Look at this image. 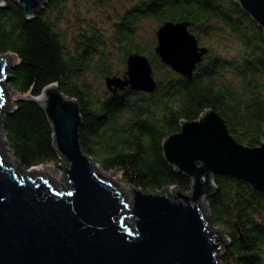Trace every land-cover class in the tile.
<instances>
[{
    "label": "trees",
    "instance_id": "1",
    "mask_svg": "<svg viewBox=\"0 0 264 264\" xmlns=\"http://www.w3.org/2000/svg\"><path fill=\"white\" fill-rule=\"evenodd\" d=\"M77 1L47 0L32 19L12 0H3L0 8V56L15 60L6 87L16 96L2 131L22 171L59 168L62 162L46 115L29 100L52 84L78 104L83 152L103 172L118 174L125 186L142 192L158 194L172 187L190 192L191 180L166 163L162 144L182 122L196 121L209 110L236 143L260 144L264 34L235 0H119L120 10L110 0H93L108 9L107 31L87 21L70 39L61 25L68 21L67 4ZM144 21H152L155 33L163 23L187 22L198 44L215 41L223 49L203 47L207 54L187 80L161 63L156 40L148 46L139 38ZM114 49L122 54L119 66L112 63ZM134 53L149 61L154 93L129 88L111 93L105 80L123 78L126 59ZM213 182L205 204L212 227L227 239L219 263L264 264V194L228 176L216 175Z\"/></svg>",
    "mask_w": 264,
    "mask_h": 264
},
{
    "label": "water",
    "instance_id": "2",
    "mask_svg": "<svg viewBox=\"0 0 264 264\" xmlns=\"http://www.w3.org/2000/svg\"><path fill=\"white\" fill-rule=\"evenodd\" d=\"M47 0H12L32 19ZM264 34V0H235ZM3 4V3H2ZM189 23H163L155 33V54L172 72L190 80L207 50L198 46ZM8 55L0 56V121L6 114ZM123 78H107L111 93L129 88L152 94L156 89L146 57L128 55ZM46 115L67 189L56 190L46 175L9 168L0 155V264H220L227 239L204 217L214 191L213 177L241 181L264 194V130L257 147L236 143L212 110L182 122L162 144L166 163L191 180L182 193L150 194L130 187V203L100 178L85 154L78 132L77 102L56 84L30 98ZM62 188V187H61ZM130 221L131 223H128ZM219 234H218V233Z\"/></svg>",
    "mask_w": 264,
    "mask_h": 264
},
{
    "label": "rangeland",
    "instance_id": "3",
    "mask_svg": "<svg viewBox=\"0 0 264 264\" xmlns=\"http://www.w3.org/2000/svg\"><path fill=\"white\" fill-rule=\"evenodd\" d=\"M111 1L115 2L112 3ZM107 2V1H106ZM109 2V1H108ZM3 0H0V8L2 7ZM110 3L115 8L114 10H120L121 4L119 0H110ZM108 9H102L98 7L95 3H93V0H78L76 3H68L66 7V16L68 21L66 24L61 25V29H63L66 34L71 37L76 34V32L79 30V28L82 26L84 27V24H86L87 21L94 22L96 24V28L98 31H101L104 33L107 31L108 25L104 22V16H106ZM81 29V28H80ZM155 27L153 26L152 21H144L140 24L139 27V38L142 39L148 46L151 44V40L155 41ZM193 35V34H192ZM69 39V40H70ZM211 45L213 50L215 51H222L223 47L218 42L213 41L212 43H208L204 40H201V42L198 44L199 47H207V45ZM221 49V50H220ZM8 64L9 66H12L15 63V60L12 56L8 55ZM122 54L120 49H114L112 53V63L119 66V63L121 62ZM228 77L231 75L227 74ZM5 97H6V112L11 111L13 108L14 101L16 100V96L9 91V89L5 86ZM0 155L3 160V162L6 164V166H12L14 165L16 168L17 163L15 162L11 152L9 151V148L5 141V136L2 131V121H0ZM67 162L65 160H62V162L59 164V168H55L52 166H38L31 168L27 170L25 173L28 175L30 172L34 171L32 176H40V175H46L49 178L50 184L55 188L56 190H65L67 189L66 179L64 172L62 171L63 166L66 165ZM98 168V175L100 178L108 183H111L113 186H115L116 190L120 192L122 197L127 201V203H130V197L131 192L130 188L125 186L119 177L118 174L110 172L105 173L103 172L99 167ZM62 187V188H61ZM167 191V189L165 190ZM163 192L164 195L173 196V192ZM200 207L202 211H204V217L208 220L210 228L213 229V231L218 230L217 228H213L210 223V216L206 207V204H201ZM128 223H131L130 221H127ZM219 231V230H218ZM216 232V231H215ZM221 232V231H220ZM218 233V232H217ZM219 234V233H218Z\"/></svg>",
    "mask_w": 264,
    "mask_h": 264
},
{
    "label": "bare ground",
    "instance_id": "4",
    "mask_svg": "<svg viewBox=\"0 0 264 264\" xmlns=\"http://www.w3.org/2000/svg\"><path fill=\"white\" fill-rule=\"evenodd\" d=\"M8 59H9V57H7ZM7 167H9V168H13V167H15L14 165H12V166H7ZM96 172L98 173L99 171H98V168L96 167ZM29 174H36V173H34V171H32V172H30ZM165 192H171L169 189H167V191H165Z\"/></svg>",
    "mask_w": 264,
    "mask_h": 264
}]
</instances>
